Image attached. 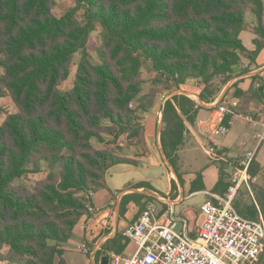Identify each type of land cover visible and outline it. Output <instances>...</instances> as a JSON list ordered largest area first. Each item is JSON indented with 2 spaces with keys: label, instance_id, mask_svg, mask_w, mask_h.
<instances>
[{
  "label": "trees",
  "instance_id": "obj_1",
  "mask_svg": "<svg viewBox=\"0 0 264 264\" xmlns=\"http://www.w3.org/2000/svg\"><path fill=\"white\" fill-rule=\"evenodd\" d=\"M74 3L57 16V0H0V100L11 99L17 109L0 126V261L7 264H55L57 258L65 264L61 245L90 214L93 195L107 189L111 169L139 166L123 155L128 150L146 156L145 117L162 91L172 96L164 105L161 143L183 185L177 157L188 134L186 124H194L199 111L184 94L190 90L187 84L197 81L203 87L200 100L210 102L234 78L243 58L255 60L264 49L262 0ZM248 12L256 18L253 52L240 39ZM98 28L95 61L88 43ZM78 54L73 86L62 91ZM146 67L161 90L146 92ZM217 80L221 89L212 90ZM257 81L254 76L252 83ZM250 92L264 104L262 86L252 85ZM242 95L237 90L236 96ZM258 168L254 160L252 177ZM225 170L221 166L215 195L224 196L231 185ZM142 187L148 184L136 185ZM176 187L172 180V190ZM200 191H205L201 173L190 193ZM255 192L252 204L234 203L250 220L264 218V188ZM139 198L144 196H125L122 205Z\"/></svg>",
  "mask_w": 264,
  "mask_h": 264
},
{
  "label": "crops",
  "instance_id": "obj_2",
  "mask_svg": "<svg viewBox=\"0 0 264 264\" xmlns=\"http://www.w3.org/2000/svg\"><path fill=\"white\" fill-rule=\"evenodd\" d=\"M262 1L264 5V0ZM246 23L247 27L240 34V39L245 48L253 52L256 49L254 44L256 35L253 33V28L256 26V18L251 12L246 14ZM254 76L259 78L256 83H252ZM189 82L187 87L190 90L189 92H184V94L199 105V111L194 124H186L188 134L186 135L184 147L178 153L181 158L180 165H184L179 172L184 184L180 185L178 180L176 181L174 170L168 164L166 165L165 152L161 143V131L164 127V105L172 96L168 95L161 98L160 103H157L145 117L146 156L141 158L128 157L137 160L139 166L119 165L111 169L107 178V189H102L93 195L91 205L94 209L93 212L81 219L73 231L72 238L61 245L64 251L62 259L65 264H102L104 257H108V264H111L114 256L120 257L123 260L122 264H124L125 260L132 258L137 253L138 248L126 236V231L137 221L141 213V205L148 204L151 199L154 201L157 198H165L167 202L174 204L177 216L182 219L178 231L182 233L183 225L185 224L188 236L195 237V230L203 221L200 207L215 195L212 190L219 180L221 168L219 167V160L215 161L214 159L210 165H205L198 169L200 162L198 152L203 148L206 149L211 142L226 155V159L243 157V160L248 152H253L257 148V160H255L264 163V150L261 152L264 142L258 146L256 139L257 134L262 131L264 104L250 92L252 85H254V88H259L260 86L264 88V49L260 51L255 60L251 61L249 58H243L241 63L235 67L234 78L210 102L206 103L200 100L199 97L203 87L197 81L192 80ZM237 90L243 91L244 95L237 97ZM178 93L182 94V92ZM223 100L237 101L240 104L239 113L243 116H250L253 123L246 121L244 117H231L232 126L230 132L223 138L211 137L210 132H207L203 126L211 124L216 116V104ZM146 159L153 161L154 167L163 165L167 168L170 188L166 195H162L155 189L151 178L139 177V170L144 169V164L147 163ZM198 173L202 174L205 191L192 194L190 193L191 184ZM208 178L212 182L210 187L207 184ZM172 180H175L178 186V195L174 199L170 195L173 191ZM140 183H146L148 187L136 188V185ZM186 190L189 191L188 197L184 195ZM132 194H139L144 196V198L133 200L124 208L122 205L123 198ZM200 194L204 195L200 207L192 206L177 212V208L187 198H193ZM161 208L165 210L167 206L163 205ZM164 222V220L161 221V223ZM83 245L87 246L90 253H85L82 250ZM60 260V258H57L55 264H59ZM0 264L7 263L0 261Z\"/></svg>",
  "mask_w": 264,
  "mask_h": 264
},
{
  "label": "built area",
  "instance_id": "obj_3",
  "mask_svg": "<svg viewBox=\"0 0 264 264\" xmlns=\"http://www.w3.org/2000/svg\"><path fill=\"white\" fill-rule=\"evenodd\" d=\"M239 108L240 104L233 100L217 103L216 116L210 125L206 124L203 128L210 132L211 137L218 138L230 132L232 120L225 124L228 115L244 117L253 123L250 116L239 113ZM261 126L262 131L256 136L258 146L264 142V122ZM205 150L215 160L225 161L226 155L216 145L208 144ZM256 153L257 148L245 155L240 167L232 174L231 185L224 196L214 195L200 207L203 222L196 228L195 237L188 236L185 224L183 232L178 231L182 219L177 216L174 204L165 198L149 202L126 231V236L138 249L124 264H262L264 218L247 219L234 207L242 187L251 191L253 177L249 168L256 159ZM163 205L167 209L163 210ZM93 210L89 207L90 212ZM162 220L165 222L161 223ZM82 250L90 253L86 245L82 246ZM122 261L114 256L111 264H122Z\"/></svg>",
  "mask_w": 264,
  "mask_h": 264
},
{
  "label": "rangeland",
  "instance_id": "obj_4",
  "mask_svg": "<svg viewBox=\"0 0 264 264\" xmlns=\"http://www.w3.org/2000/svg\"><path fill=\"white\" fill-rule=\"evenodd\" d=\"M74 5H75L74 0H57V6L55 7L54 13L57 16H61L69 8L73 7ZM79 19L82 20V13L79 15ZM100 33H101V29L98 28L95 32L92 33L90 40H89V43H88L90 55L92 58H94L95 61H98L96 50L100 44ZM80 57H81L80 54L76 55L74 62H73V65H72V68H71V75H70L69 79L66 82H64L60 87V89L62 91H68L72 88L73 82H74V76H75V73L77 70V64L80 60ZM0 74H3V70L1 68H0ZM154 77H155V74H153L151 71H149V69L147 67L143 69V78L147 82L144 88H145L146 92H148V93L152 92L153 90H156V89L161 90V88H162V87H156L152 84V79ZM220 86H222L221 80H217L212 85V90H217L218 88H220ZM167 96H168L167 91H162L160 94H158L159 99H158L157 103H160L161 98L167 97ZM0 104L3 107V111H0V126H1L4 123V121L6 120L7 115L16 113L17 109H16L14 103L12 102V100L9 98L0 100ZM210 145L212 146L213 142H211ZM183 147H184V145H183ZM203 149L199 150V152H198V158L200 161L198 164V169L204 167L205 165H210L212 160H214V158L212 156H210V154L205 149L204 150ZM263 150H264V143L262 144L261 152ZM135 152H138V151L135 149L128 150L127 152H124L123 155L126 157H134V156L136 157ZM242 158L243 157H237V158H233V159H226L225 158L226 159L225 161H223V160L218 161L219 167H221V166L225 167V169H226L225 175L228 176V180H231L232 174H234L236 172V169L240 167L239 162H240V160H242ZM148 159H146L147 163L144 164V169L139 170V177L151 178L153 186L155 185L154 186L155 189L158 192H160L162 195H166L169 188H170V184L168 182V170L163 165H160L159 167H154L153 161H149ZM180 161H181V158L178 155V157H177V169L179 170V172L184 167V165H180ZM256 162L259 165L258 176L256 178L253 177V182H251V184H250L251 191L247 187H242L240 189L237 197H236V200L242 201L244 204H252L254 202L252 195L254 194V197H256V192H255L256 187L264 188V163H261V161H259V160ZM167 164H168V162H166V165ZM168 166L174 170L171 163L168 164ZM192 171H193V169H192ZM195 171H197V170H195ZM42 177H43V175L42 176H31V178L28 180V182L33 183L34 181H36ZM195 178H196V176H195ZM177 180H178V178L176 176V181ZM207 184L209 187L212 185V182L210 181L209 178L207 180ZM170 195H171L172 199H174L178 195V186L176 187V190H173L171 192ZM184 195H185V197H188L189 191L186 190ZM203 199H204V195H201V194L197 195L193 198H189V199L187 198L185 200V202L177 208V212H181V211H183V209H188V208H191L192 206L198 208V207H200ZM146 207H147V205H145V208Z\"/></svg>",
  "mask_w": 264,
  "mask_h": 264
},
{
  "label": "water",
  "instance_id": "obj_5",
  "mask_svg": "<svg viewBox=\"0 0 264 264\" xmlns=\"http://www.w3.org/2000/svg\"><path fill=\"white\" fill-rule=\"evenodd\" d=\"M165 158H166V161L168 162V164H170L166 154H165ZM108 262H109V258L108 257H104L103 260H102V264H108Z\"/></svg>",
  "mask_w": 264,
  "mask_h": 264
}]
</instances>
